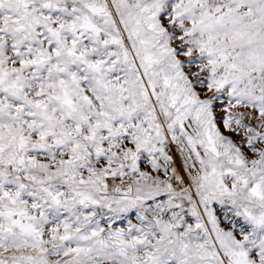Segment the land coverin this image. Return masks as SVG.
Here are the masks:
<instances>
[{"label":"snow or ice","instance_id":"1","mask_svg":"<svg viewBox=\"0 0 264 264\" xmlns=\"http://www.w3.org/2000/svg\"><path fill=\"white\" fill-rule=\"evenodd\" d=\"M0 264H264V0H0Z\"/></svg>","mask_w":264,"mask_h":264}]
</instances>
